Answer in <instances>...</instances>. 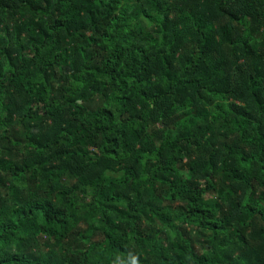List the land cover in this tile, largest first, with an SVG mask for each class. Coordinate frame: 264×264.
Masks as SVG:
<instances>
[{
    "label": "trees",
    "instance_id": "trees-1",
    "mask_svg": "<svg viewBox=\"0 0 264 264\" xmlns=\"http://www.w3.org/2000/svg\"><path fill=\"white\" fill-rule=\"evenodd\" d=\"M264 264V0H0V264Z\"/></svg>",
    "mask_w": 264,
    "mask_h": 264
},
{
    "label": "clouds",
    "instance_id": "clouds-1",
    "mask_svg": "<svg viewBox=\"0 0 264 264\" xmlns=\"http://www.w3.org/2000/svg\"><path fill=\"white\" fill-rule=\"evenodd\" d=\"M133 264H135V262L133 261Z\"/></svg>",
    "mask_w": 264,
    "mask_h": 264
}]
</instances>
